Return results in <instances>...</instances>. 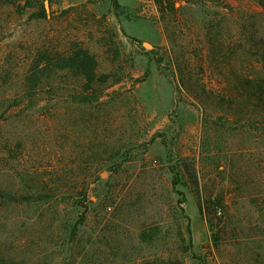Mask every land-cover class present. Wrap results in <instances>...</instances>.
<instances>
[{
	"label": "rangeland",
	"instance_id": "374dc122",
	"mask_svg": "<svg viewBox=\"0 0 264 264\" xmlns=\"http://www.w3.org/2000/svg\"><path fill=\"white\" fill-rule=\"evenodd\" d=\"M161 1L0 0V189L25 194L0 200L8 264H264V120L179 81L225 90L259 8ZM76 44L113 74L97 102L55 63L29 88Z\"/></svg>",
	"mask_w": 264,
	"mask_h": 264
},
{
	"label": "trees",
	"instance_id": "16d2710c",
	"mask_svg": "<svg viewBox=\"0 0 264 264\" xmlns=\"http://www.w3.org/2000/svg\"><path fill=\"white\" fill-rule=\"evenodd\" d=\"M111 1L113 5L119 6L118 0ZM250 1L254 2L259 8V10H256L257 17L264 21V0ZM162 3L161 0H158L160 7H162ZM38 16H47L45 8ZM248 37L252 41L249 43V52H247L244 61L245 67L241 70V74H238L235 69L231 70L232 78L225 86L227 87L225 90L206 88L205 84L196 79L194 80L191 74H186L183 70H180L179 81L180 86H186L194 90L196 97L200 100H210L221 107L233 109L236 113L243 114L242 119L250 121L264 120V33L259 37L254 34ZM46 60L47 64L41 66L42 64L38 63L33 73L27 76L30 89L37 88L41 84V74L53 63L57 64L61 70L73 72L74 76L80 80L84 90L77 96V99L81 103L93 104L97 102L109 86L110 79H112V72H99L100 62L98 57L85 45L76 44L72 51L64 54L59 53L54 59H52V56H48ZM119 81V78H114L111 83L115 84ZM18 195L16 192L0 189L1 201L20 202L25 194ZM83 197V200L76 201L78 206L84 208L80 222L86 217L87 186L84 187ZM0 264H8V260L1 255Z\"/></svg>",
	"mask_w": 264,
	"mask_h": 264
}]
</instances>
